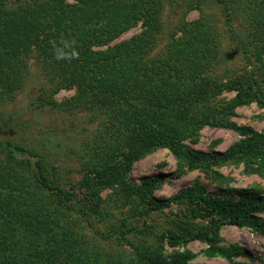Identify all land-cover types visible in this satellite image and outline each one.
Instances as JSON below:
<instances>
[{
	"label": "trees",
	"instance_id": "obj_1",
	"mask_svg": "<svg viewBox=\"0 0 264 264\" xmlns=\"http://www.w3.org/2000/svg\"><path fill=\"white\" fill-rule=\"evenodd\" d=\"M254 3H258L255 11L262 18L250 34L259 78L241 75L222 83L199 80L198 86L184 85L176 93L170 80L173 75L165 68L161 71L160 63L149 59L146 51L149 40L160 30V0H0V98L22 89L29 61L34 58L52 88L47 93V87H38L33 100L36 105H57L53 93L75 86L77 99L67 104L83 106L84 100L99 116L95 154L79 159L82 174L68 188L57 182L56 168L46 155L48 142L40 149L0 140V264H59L57 252L50 256L57 247L63 252L60 263L68 264L71 253L66 242L74 236L69 214H99L100 191L105 187H119L143 205L144 212L188 200V215L207 220L209 227L164 231L156 236L170 246L198 239L209 244L208 255L229 257L227 248L213 244L221 225L264 229L255 213L264 210L257 192L247 190L248 194L235 198L212 196L197 183L158 200L152 193L163 181V174L145 176L139 182L128 177L135 161L159 147L175 156L179 170L194 169L206 161H243L246 173L264 176V133L229 119L236 107L262 99L264 0ZM244 4L248 10L255 8L251 0ZM248 17L255 19L251 13ZM138 22L139 33L109 45ZM101 46L106 48L95 49ZM57 54L65 58L57 60ZM224 91L235 93L213 103ZM89 93L95 99L86 95ZM205 125L232 129L240 138L221 152L190 147L187 141H195ZM126 231L129 228L120 233ZM53 240L59 242L51 243ZM133 249L135 264H187L193 257L188 250L166 255L159 247ZM240 252L236 248V253Z\"/></svg>",
	"mask_w": 264,
	"mask_h": 264
},
{
	"label": "rangeland",
	"instance_id": "obj_2",
	"mask_svg": "<svg viewBox=\"0 0 264 264\" xmlns=\"http://www.w3.org/2000/svg\"><path fill=\"white\" fill-rule=\"evenodd\" d=\"M160 1V30L149 40L146 51L149 59L156 58L160 63L161 71L165 68L168 74L173 75L170 80L176 93L182 91L184 85L198 86L199 80L222 83L241 75L259 78L252 58L250 35L262 19L255 11L258 3L251 0L255 8L251 6L248 10L244 4L247 0ZM249 13L255 19L250 20ZM140 30L138 22L122 31L109 45L127 40ZM176 76L180 77L179 81ZM39 86L47 87V93L52 89L51 81L43 75L37 60L32 58L22 89L0 98V140L36 145L40 149L44 142H48L47 152H42H46L55 166L59 186L68 188V184L82 174L79 159L82 157L83 161L95 154L93 143L99 116L95 107L83 99V106L67 104L68 100L77 99L75 86L60 88L53 93L52 98L57 105L40 107L33 101ZM259 92L261 102L252 101L236 107L229 119L237 125L264 133V88ZM234 93L224 91L216 96L213 103L232 97ZM86 95L95 99L90 93ZM239 138L240 135L232 129L205 125L198 131L197 139L189 140L187 144L204 152H221ZM156 174L164 175L152 193V197L158 200L185 186L199 183L205 186V193L212 196L235 198L248 194L246 191L250 190L253 194L257 192L256 198L264 201V176L246 173L243 161H206L200 167L179 170L175 156L166 148L159 147L135 161L128 177L139 182L142 177ZM136 201L117 186L105 187L100 191L99 214H69L74 236L73 240L66 242L70 244L71 253L66 263L135 264L137 256L133 246H137L141 249L159 247L166 255L176 250H188L193 257L187 264H264L263 228L221 225L213 244L227 248L230 255H208L209 244L198 239L170 246L166 240L160 242L156 238L170 230H207V220L188 215V200H177L150 212H144L143 205L136 204ZM255 213L264 226V210L259 209ZM126 228L129 231L121 234L120 231ZM57 242L53 240L51 243ZM236 248L241 251L239 254ZM56 252L61 264V249L57 247L50 256L54 257Z\"/></svg>",
	"mask_w": 264,
	"mask_h": 264
},
{
	"label": "clouds",
	"instance_id": "obj_3",
	"mask_svg": "<svg viewBox=\"0 0 264 264\" xmlns=\"http://www.w3.org/2000/svg\"><path fill=\"white\" fill-rule=\"evenodd\" d=\"M76 55L77 54H73V58H76ZM55 58L57 59V60H60V59H64L65 57H63L62 55H59V54H57V55H55Z\"/></svg>",
	"mask_w": 264,
	"mask_h": 264
}]
</instances>
